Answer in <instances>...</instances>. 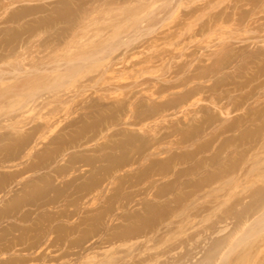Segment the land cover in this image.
<instances>
[{
	"label": "rangeland",
	"instance_id": "rangeland-1",
	"mask_svg": "<svg viewBox=\"0 0 264 264\" xmlns=\"http://www.w3.org/2000/svg\"><path fill=\"white\" fill-rule=\"evenodd\" d=\"M263 80L264 0H0V264H264Z\"/></svg>",
	"mask_w": 264,
	"mask_h": 264
},
{
	"label": "bare ground",
	"instance_id": "bare-ground-1",
	"mask_svg": "<svg viewBox=\"0 0 264 264\" xmlns=\"http://www.w3.org/2000/svg\"><path fill=\"white\" fill-rule=\"evenodd\" d=\"M132 24V25H131ZM130 25H131V27H135V26H137L138 25V20H133V22L131 23ZM124 30H118V31H114V36L116 37H120L121 36V34H122V32H123ZM120 35V36H119ZM241 48V47H240ZM245 48V47H244ZM91 52V51H90ZM96 52V51H95ZM95 52H92V53H87V54H82L81 55V58H90V57H93L94 56V54H96ZM225 65H219V67H224ZM52 68H54V67H52ZM74 68V67H73ZM69 69V68H68ZM59 71V70H58ZM57 71V73H54V76L53 75H51V77L53 76V77H56V76H58L59 78L61 77V76H64L65 77V75H62L63 74V72H58ZM71 71V70H70ZM68 72V71H67ZM66 72V73H67ZM106 72H109V71H106ZM48 73V72H47ZM62 73V74H61ZM69 73V72H68ZM49 74H51V72L49 73ZM56 74V75H55ZM48 76V75H47ZM57 77V78H58ZM27 80H29V78L27 77L26 78ZM44 79V78H43ZM264 84V80L261 82V84H260V86H262ZM7 91H8V89H6ZM254 94V88H252L251 89V91H249L248 93H247V97L248 96H252ZM246 255L245 254H243L242 255V257H241V259L240 260H242V261H244V260H246Z\"/></svg>",
	"mask_w": 264,
	"mask_h": 264
}]
</instances>
